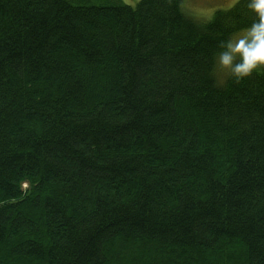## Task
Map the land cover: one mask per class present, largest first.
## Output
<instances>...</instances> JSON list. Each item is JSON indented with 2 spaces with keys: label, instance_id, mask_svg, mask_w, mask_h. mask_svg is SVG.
I'll return each mask as SVG.
<instances>
[{
  "label": "trees",
  "instance_id": "obj_1",
  "mask_svg": "<svg viewBox=\"0 0 264 264\" xmlns=\"http://www.w3.org/2000/svg\"><path fill=\"white\" fill-rule=\"evenodd\" d=\"M248 0H0V264H264V70L217 76Z\"/></svg>",
  "mask_w": 264,
  "mask_h": 264
},
{
  "label": "clouds",
  "instance_id": "obj_2",
  "mask_svg": "<svg viewBox=\"0 0 264 264\" xmlns=\"http://www.w3.org/2000/svg\"><path fill=\"white\" fill-rule=\"evenodd\" d=\"M235 3V0H232ZM254 14L252 24L242 33L220 41L215 62L237 82L264 70V0H248Z\"/></svg>",
  "mask_w": 264,
  "mask_h": 264
},
{
  "label": "rangeland",
  "instance_id": "obj_3",
  "mask_svg": "<svg viewBox=\"0 0 264 264\" xmlns=\"http://www.w3.org/2000/svg\"><path fill=\"white\" fill-rule=\"evenodd\" d=\"M74 6H114V5H129L134 6L139 0H67ZM237 0H235L236 2ZM234 3L232 0H183V8L187 14L198 21H207L213 13L218 9H227ZM245 30L235 33L233 36L242 33ZM217 76L222 80L227 71L222 70L217 65Z\"/></svg>",
  "mask_w": 264,
  "mask_h": 264
}]
</instances>
